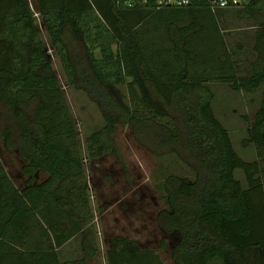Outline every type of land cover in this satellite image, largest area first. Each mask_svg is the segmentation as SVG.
<instances>
[{
  "label": "trees",
  "instance_id": "16d2710c",
  "mask_svg": "<svg viewBox=\"0 0 264 264\" xmlns=\"http://www.w3.org/2000/svg\"><path fill=\"white\" fill-rule=\"evenodd\" d=\"M127 1L33 0L31 8L27 0H0V140L24 160L25 176L15 185L0 159V264H61L57 248L86 237L90 223L76 128L48 48L66 83L99 108L102 124L84 138L88 157L115 153L114 126L126 123L149 152L173 154L185 166L157 183L165 204L155 215L158 248L173 237L170 264H264V98L247 129L255 158L243 160L213 113L209 85L252 91L264 84V0L236 7L259 19L255 56L241 75L218 10L197 1L160 8ZM39 171L45 176L36 181ZM82 239L80 263L96 250ZM108 241L105 264H163L156 248L123 235Z\"/></svg>",
  "mask_w": 264,
  "mask_h": 264
},
{
  "label": "rangeland",
  "instance_id": "374dc122",
  "mask_svg": "<svg viewBox=\"0 0 264 264\" xmlns=\"http://www.w3.org/2000/svg\"><path fill=\"white\" fill-rule=\"evenodd\" d=\"M27 1L33 8V0ZM236 9H219L215 17L234 71L241 75L249 72V63L255 56L252 45L259 19L243 11L237 12ZM260 17L264 19V14ZM37 28L47 46L46 35L38 20ZM48 52L76 128L91 211L89 226L85 228L87 236L80 237L76 234L57 248L59 261L61 264L65 263V259H71L75 264H105L103 253L109 245V238L123 235L135 240L140 246L156 248L162 262L170 264L167 256L168 240H173V237L166 238V245L158 248L162 232L156 224L155 215L165 204L160 198L161 192L157 183L166 171L183 172L185 166L175 160L173 154L154 155L149 152L134 138L126 123H117L114 126L112 139L115 153L105 152L94 158L88 157L84 150V138L101 126L99 108L83 89L66 83L53 52L49 48ZM209 85L213 91L210 101L213 113L226 129L234 151L243 160L254 159V149L248 140L247 129L257 106L264 98V84L252 91L233 90L224 82H211ZM116 87L119 93L125 94L124 85ZM0 159L12 182L18 187L21 186L25 176L20 172V165L24 160L16 150L5 148L1 140ZM232 173L244 185L241 169L234 168ZM44 176L45 173L39 171L35 180H41ZM82 238H86L85 241L89 239L96 250L93 255L85 256L80 263L84 252ZM208 264L222 263L212 259Z\"/></svg>",
  "mask_w": 264,
  "mask_h": 264
},
{
  "label": "built area",
  "instance_id": "2783aa9c",
  "mask_svg": "<svg viewBox=\"0 0 264 264\" xmlns=\"http://www.w3.org/2000/svg\"><path fill=\"white\" fill-rule=\"evenodd\" d=\"M196 1L201 2V4L214 14L219 9L242 6L250 0H132L127 1L126 4L130 5L132 2L144 4L150 2V5H152L153 8H160L164 6H187Z\"/></svg>",
  "mask_w": 264,
  "mask_h": 264
},
{
  "label": "crops",
  "instance_id": "0c3cea01",
  "mask_svg": "<svg viewBox=\"0 0 264 264\" xmlns=\"http://www.w3.org/2000/svg\"><path fill=\"white\" fill-rule=\"evenodd\" d=\"M71 239H72V238H70L69 240H71ZM69 240H68V241H69ZM66 242H67V241H66ZM66 242H65V243H66ZM64 261H65L64 264H69V263H70V264H75V263H72V260H71V259H65ZM163 264H164V263H163Z\"/></svg>",
  "mask_w": 264,
  "mask_h": 264
}]
</instances>
